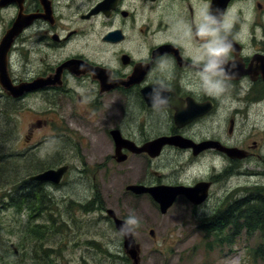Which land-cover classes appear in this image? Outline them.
Segmentation results:
<instances>
[{"label":"flooded vegetation","instance_id":"1","mask_svg":"<svg viewBox=\"0 0 264 264\" xmlns=\"http://www.w3.org/2000/svg\"><path fill=\"white\" fill-rule=\"evenodd\" d=\"M204 4L226 13L232 24L235 68L219 98L196 90L190 68L194 46L178 25L191 24ZM160 57L167 61L163 66L156 64ZM157 80L172 89L165 94L171 101L165 113L154 111L149 99ZM25 112L32 120L17 144L28 152L18 156L30 157L40 147L48 154L19 183V202L29 206L28 215L41 213L47 199V207L53 205L71 174L84 173L83 163L98 162L89 173L115 179L123 170L135 176L132 185L146 188L208 184L202 204L180 195L173 205L186 206L196 226L206 230L223 202L231 209L251 194L259 202V188L264 189V0H0V128L10 129L0 135L1 144L13 140ZM42 131L47 134L37 139ZM82 131L92 137L82 138ZM171 137L203 147L151 149ZM209 142L237 149L238 157ZM203 164L205 170H197ZM64 167L59 183L31 179ZM220 185L226 193L213 207ZM124 194L159 208L149 194ZM75 202L84 211L94 205ZM108 210L104 216L115 227ZM43 254L52 264L54 249L48 246Z\"/></svg>","mask_w":264,"mask_h":264},{"label":"rangeland","instance_id":"2","mask_svg":"<svg viewBox=\"0 0 264 264\" xmlns=\"http://www.w3.org/2000/svg\"><path fill=\"white\" fill-rule=\"evenodd\" d=\"M19 117L21 124L15 129L13 140L0 142V196L3 199L0 206V243L6 241L12 251L11 257L6 259L5 251L0 250V264H47L48 256L43 253L48 246L54 249L50 256L52 264H127L117 259L127 256L118 231L104 216L106 209L115 211L118 216L122 214L138 219L139 226L134 228V233L141 248V264H264L262 232L228 226L223 233L232 243L225 245L207 229L197 227L193 213L183 204H176L162 215L159 208L150 205L147 199L125 195L135 176L124 174L123 170L115 179L89 173L98 162L83 163L86 169L80 176L71 174L68 183L55 193L53 206L47 207V199L44 210L35 217L34 213L28 215L29 206L24 205L18 211L5 197V193L13 189L9 183L15 182L19 187V183L29 178L38 170L36 166L46 163L48 158L43 147L30 153V157L18 156L19 151L23 154L28 152L26 145L18 146L17 142L23 143V130L32 120L27 112ZM7 128H0V135L6 136L10 131ZM82 132V138L92 137L86 131ZM45 134L47 131L39 132L36 138L43 139ZM169 157L174 158L175 154ZM206 165L197 170L203 172ZM195 169L194 166L190 172L194 174ZM215 193L213 207L219 205L226 193L225 185L216 187ZM75 200L86 205L90 202L95 204L84 211ZM32 203L35 202L30 199ZM138 203L142 204L139 208ZM37 225L41 227L36 228ZM34 229L40 232L39 236L36 237ZM151 230L155 232L154 237L150 236ZM258 248L259 254L254 256V250Z\"/></svg>","mask_w":264,"mask_h":264},{"label":"clouds","instance_id":"3","mask_svg":"<svg viewBox=\"0 0 264 264\" xmlns=\"http://www.w3.org/2000/svg\"><path fill=\"white\" fill-rule=\"evenodd\" d=\"M182 29V38L194 46L190 54L191 71L196 81V90L211 98H219L225 93L233 76L235 63L231 59L234 48L230 39L232 24L226 13L212 10L208 4L195 14L191 24L178 22ZM165 58H157V66H163ZM172 89L164 80H157L153 85L149 99L154 111L165 113L171 107L169 96ZM139 221L129 216L120 228L121 235H131Z\"/></svg>","mask_w":264,"mask_h":264},{"label":"water","instance_id":"4","mask_svg":"<svg viewBox=\"0 0 264 264\" xmlns=\"http://www.w3.org/2000/svg\"><path fill=\"white\" fill-rule=\"evenodd\" d=\"M182 141L187 142L189 144L181 145L179 142H182ZM209 143L210 145L215 146L216 148L222 151H225L227 154L233 157H238L239 151H237V149H226L222 147L221 144L218 142H209ZM166 144H171V145L180 146L184 148H187V147L196 148V146H199V148L201 149L203 147L201 145H196L190 141H185L180 137H171V138H161L155 141V143L151 145V149L158 151V150H161L162 147ZM156 154H153V155H156ZM66 170H67L66 167L61 168L57 171L49 170L31 179L35 181H40V182L59 183ZM126 190L136 195L149 194L151 198L153 199V201L159 206L160 213L162 215H166L168 211L170 210V208L174 205L176 199L180 195H184L193 205L197 206V205L202 204L207 198L209 185L201 183L193 189H187L184 187H165V186L146 188L141 185H129L127 186ZM2 202L3 201L0 197V206L2 205ZM106 214L109 216V218L114 220L115 228L120 233L119 230L125 220L117 218L116 213L113 210H108ZM150 235L152 237L155 236L153 231L150 232ZM122 236H123L124 251L126 255L128 256V258L131 260L132 264H141V256H140L141 248L139 244H137L134 238V234L132 233L131 235H122Z\"/></svg>","mask_w":264,"mask_h":264},{"label":"trees","instance_id":"5","mask_svg":"<svg viewBox=\"0 0 264 264\" xmlns=\"http://www.w3.org/2000/svg\"><path fill=\"white\" fill-rule=\"evenodd\" d=\"M9 184L12 185L13 189L5 193V197L9 199L14 208L20 211L22 204L21 201L19 202L18 186L15 185V182ZM248 197L244 202H237L236 205L238 206L233 205L231 209L223 202L214 218L211 219L212 223L207 230L218 239H221L223 244L230 245L232 243L229 238L224 237L223 233L228 226L237 230L240 228V230L247 229L257 233L262 232L264 235V189L259 188V202L255 200L254 194ZM0 250L5 251L6 259L11 257V246L6 241L0 243ZM254 254H259V248L254 250ZM117 259L123 260L127 264L130 263L128 257L119 256Z\"/></svg>","mask_w":264,"mask_h":264},{"label":"bare ground","instance_id":"6","mask_svg":"<svg viewBox=\"0 0 264 264\" xmlns=\"http://www.w3.org/2000/svg\"><path fill=\"white\" fill-rule=\"evenodd\" d=\"M23 179V178H22ZM26 189V188H25ZM93 200V199H92ZM94 201V200H93ZM76 203V202H75ZM94 204H95V202H93ZM52 205V204H51ZM79 205H80V203H79ZM53 206V205H52ZM80 207V206H79ZM82 207V206H81ZM87 207V206H86ZM91 208V207H90ZM95 208V207H94ZM96 209V208H95ZM93 211V210H92Z\"/></svg>","mask_w":264,"mask_h":264}]
</instances>
